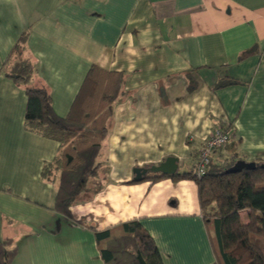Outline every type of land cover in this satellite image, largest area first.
Instances as JSON below:
<instances>
[{"label":"crops","instance_id":"0c3cea01","mask_svg":"<svg viewBox=\"0 0 264 264\" xmlns=\"http://www.w3.org/2000/svg\"><path fill=\"white\" fill-rule=\"evenodd\" d=\"M24 32L58 116L91 65L125 78L97 175L68 218L54 209L56 183L40 175L58 143L24 129L25 92L0 72V241L17 247L11 264H104L88 226L129 219L164 264H212L195 182H132L133 169L172 156L178 173L194 172L219 123L234 134L216 161L264 163V0H0V68ZM223 79L237 83L215 88Z\"/></svg>","mask_w":264,"mask_h":264},{"label":"trees","instance_id":"16d2710c","mask_svg":"<svg viewBox=\"0 0 264 264\" xmlns=\"http://www.w3.org/2000/svg\"><path fill=\"white\" fill-rule=\"evenodd\" d=\"M27 36V32L21 34L0 72L25 92L24 129L58 143L57 154L43 164L40 175L56 183L54 209L71 218L70 206L97 175V156L107 137L114 103L123 94L125 74L91 65L68 113L58 116L49 86L36 76L35 62L26 54ZM251 51H244L240 59ZM232 83L237 82L223 79L215 88ZM233 134L231 129V139ZM237 160L248 162L233 157L214 162L211 157L199 178L190 171L172 175L148 172L142 179L188 178L195 182L214 256L212 264H264V163L254 161L252 167L227 172ZM88 227L104 264H164L154 239L136 219L103 230ZM16 253L12 240L0 241V264H11Z\"/></svg>","mask_w":264,"mask_h":264},{"label":"built area","instance_id":"2783aa9c","mask_svg":"<svg viewBox=\"0 0 264 264\" xmlns=\"http://www.w3.org/2000/svg\"><path fill=\"white\" fill-rule=\"evenodd\" d=\"M226 123L223 128L214 127L206 139L197 147V157L194 174L201 177L209 164L214 151L223 148L231 140V129ZM187 141H192V136L187 137Z\"/></svg>","mask_w":264,"mask_h":264},{"label":"water","instance_id":"95a60500","mask_svg":"<svg viewBox=\"0 0 264 264\" xmlns=\"http://www.w3.org/2000/svg\"><path fill=\"white\" fill-rule=\"evenodd\" d=\"M254 164L251 162H245L243 160H237L235 163L227 169V172H238L242 168L252 167ZM177 158L168 156L162 162L158 164H153L148 167H135L133 169L134 177L133 180L139 181L141 180L148 172L153 173H161L164 175H172L177 173Z\"/></svg>","mask_w":264,"mask_h":264},{"label":"rangeland","instance_id":"374dc122","mask_svg":"<svg viewBox=\"0 0 264 264\" xmlns=\"http://www.w3.org/2000/svg\"><path fill=\"white\" fill-rule=\"evenodd\" d=\"M105 142H106V138H105V140H104V142H103V145L105 144ZM228 143H230V142H228ZM228 143L225 145V148H226V149L229 147V144H228ZM103 145H102L101 149L103 148ZM104 149H105V148H104ZM226 149H225V150H226ZM102 151H103V150H102ZM102 151H101V152H102ZM103 152H104V151H103ZM212 160H213L214 162H217V161H216L217 159L214 158L213 156H212Z\"/></svg>","mask_w":264,"mask_h":264}]
</instances>
